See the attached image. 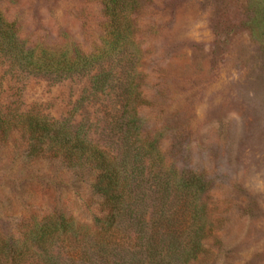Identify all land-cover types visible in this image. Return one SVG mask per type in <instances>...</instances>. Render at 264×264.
Listing matches in <instances>:
<instances>
[{"label":"rangeland","instance_id":"1","mask_svg":"<svg viewBox=\"0 0 264 264\" xmlns=\"http://www.w3.org/2000/svg\"><path fill=\"white\" fill-rule=\"evenodd\" d=\"M102 1L0 0V12L29 48L91 54L104 35ZM133 19L145 131L161 135L167 163L209 185L212 228L192 264H264V0H150ZM90 80L32 76L0 59V110L53 120L75 111L73 123L110 147L113 113L79 102ZM26 153L20 135L0 139V233L23 234L53 213L89 221L74 172Z\"/></svg>","mask_w":264,"mask_h":264},{"label":"trees","instance_id":"2","mask_svg":"<svg viewBox=\"0 0 264 264\" xmlns=\"http://www.w3.org/2000/svg\"><path fill=\"white\" fill-rule=\"evenodd\" d=\"M150 0H103L100 46L84 54L75 46L27 47L0 12V59L32 76L55 81L91 74L89 100L111 116L110 147L89 135L87 124L0 110V139L24 141L28 159L71 172L92 203L89 221L49 214L25 233H0V264H192L212 228L204 178L167 163L159 137H150L137 109L141 51L133 17ZM112 146V147H111ZM89 207V204H86Z\"/></svg>","mask_w":264,"mask_h":264}]
</instances>
